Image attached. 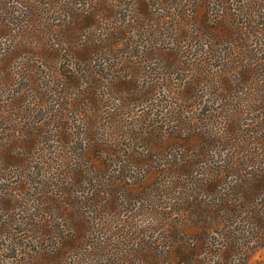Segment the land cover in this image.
Listing matches in <instances>:
<instances>
[{
  "label": "rangeland",
  "instance_id": "obj_1",
  "mask_svg": "<svg viewBox=\"0 0 264 264\" xmlns=\"http://www.w3.org/2000/svg\"><path fill=\"white\" fill-rule=\"evenodd\" d=\"M96 1L0 0V264H264V206L256 207L249 223L219 229V235L210 233L207 241L214 244L227 234L243 236L238 245L228 244L230 255L221 257L220 247L208 249L211 256L201 250L198 261L181 255V242L191 245L194 236L206 229L205 224L189 223L183 211L187 196L197 192L199 201H206L205 206L212 203V208L221 205L227 193L235 199L239 172L231 171L236 161L233 148H213L203 160L191 156L189 147L204 138L207 117L219 121L230 114L212 111L210 102L216 98L199 92L203 83L185 55L178 52L171 65L160 60L162 48L177 44L173 24L162 20L169 9L185 11L182 16L196 13L198 18L206 11L210 24L228 13L242 24L250 16L249 29L237 47L264 76V39L258 32L259 40L255 38L252 30L264 23V0H166L159 5L164 12L139 25L129 18L138 16L133 0H123L113 14L104 10L107 5L95 6ZM155 7L159 8L156 3ZM95 12L110 15L97 17L98 23L88 18L94 26L82 28L88 40L97 38L99 30L109 34L111 24L122 19L130 25L112 52H96L87 60L94 82L81 76L83 60L75 61L70 51L75 36L67 40L60 32L81 15ZM35 29L43 32L39 43L36 38L25 40L39 36ZM206 30L197 49L203 47L210 60H220L224 45ZM250 30L253 33L247 35ZM45 45L55 50L51 59ZM4 61L9 62L7 68L2 67ZM75 73L78 78L70 81L69 75ZM241 84L234 95L242 104L240 120L251 127L231 120L227 139L233 147L238 138H258L253 136L260 132L257 116H264L263 110L250 113L247 108L264 107V91L255 94L252 85L250 94L248 84H243L245 90ZM186 138L193 141L191 146ZM172 161L192 164L180 171L178 183L173 175L169 184L157 180L158 170ZM216 168L226 177L207 197L203 183ZM51 197L49 211L46 203ZM66 204L84 214L85 228L89 227L85 239L83 233L69 230ZM214 213L208 222L220 217Z\"/></svg>",
  "mask_w": 264,
  "mask_h": 264
},
{
  "label": "trees",
  "instance_id": "obj_2",
  "mask_svg": "<svg viewBox=\"0 0 264 264\" xmlns=\"http://www.w3.org/2000/svg\"><path fill=\"white\" fill-rule=\"evenodd\" d=\"M133 2L138 16L137 19L134 18L133 16L129 18L132 19L133 23L136 22L137 25L141 23L151 22L153 16H155L159 12L165 11V9L160 8L159 5L160 3H165L166 0H133ZM155 3L158 5L159 8L155 7ZM121 4H123V0H107V2L106 0H97L94 5L98 6L99 8H103L104 6L107 5V9L104 10H109L113 14L115 13L117 6H120ZM70 10L72 9L70 8ZM184 12L185 11H176V9L175 10L169 9L167 10L166 16H164V18L162 19L169 21L170 24H173L176 37L178 38H176L177 44L174 41L172 45H170L169 47L162 48L164 54L160 58V60L168 62L171 65L173 57L178 52H181L183 55H185V59L189 60V62H191L193 66H196L195 69L199 73L200 80L201 81L203 80L202 82L198 81L199 83H203L202 86H204L203 88H201L200 85L199 92L210 94L216 98V101L210 102L213 104V106L210 107L212 111L214 112L221 111L223 114L226 113L230 114L229 116L222 117L223 120H219V121L216 119L212 120L213 116L207 117L208 119H210V121H209V125H206L207 127H204L206 131V133L203 132L204 138L200 140L198 146L193 144V141H189L186 138L187 145L188 146L189 145L191 146L192 144L194 145L192 147H189L192 150L191 156L198 160L205 159V156L206 159L210 157L213 148L217 149L221 146L222 147L225 146L226 149L233 148L235 150L233 155L236 161L233 163V166L231 167L232 168L231 171L238 169L237 170L239 172L238 183L242 186L241 187L240 185H236L237 196L235 199H230V197H228L229 193H227L226 200H224L221 205H215L213 208H212V203H207L206 206L203 205L206 201L205 202L199 201V199L201 198L200 195L197 196V192L193 195L187 196V199H185L186 201L183 203V211H185L186 214L188 215L187 219L189 218L188 219L189 223H192L191 225L194 226L199 224L204 226L205 224L206 229L194 236V239L191 240L192 241L191 245L190 243L187 244L185 240L184 242H181V246H180V250H182L181 255H184L186 259H190V257L192 256L194 259L198 261L202 256L200 255L201 250H203L205 254L211 256L212 252H210L208 249L212 250V248L220 247L218 251L221 257H225L226 256L225 254H227V256L230 255L232 248L231 245L232 244L238 245L240 241L241 242L244 241L243 236H236L235 234H227V236H224L225 238H223L222 242L214 244L212 242L207 241L208 237L210 236V233L214 232L216 235H219L220 234V232L218 231L219 229L221 230V229L231 228L233 227L234 224L235 225L238 224V222L247 223L248 219L250 220L253 217L252 213L256 212L255 211L257 209L256 207L264 206V116H262L263 114H261V116L260 115L257 116V120H256V121L261 120V123H256L258 124L257 127L260 130V132L255 133L253 135V136H258V138H250V137L238 138L237 143L234 147L229 145V141L227 139L230 129V126L228 124L231 123V120H233L232 123L238 120V122L236 123L238 124L241 123L242 127L243 126L247 127V125L248 128L251 127V125L248 124L247 122H244L243 119L240 120L241 117H243L240 112L242 104H241V100L234 95V93L236 92L235 88L237 83L242 82L241 87L243 88V90H245L243 84L247 83L248 84L247 91H249L250 94L252 93L251 89L253 85L255 94H258L264 91V80H263L264 76L262 75L261 71L258 72L259 65L256 62L253 63L251 62V60L246 59L244 57V54L239 50L241 47H237L239 46L237 44V41L239 39H242L241 35L244 34V32L249 29V25L251 24L249 23V20L251 19L250 16H248L245 24H242L238 19L234 18V16H231L228 13V15H222L221 17H219L218 21L215 24H210L209 22L211 21L209 19L210 16L208 13H206V11L204 12V15L201 16L200 18L196 16L197 15L196 13H194L193 15L182 16V13ZM249 14L252 15L251 12H249ZM102 15L107 16L110 14L103 13ZM102 15L97 14L96 12L92 14H87L84 16V18H82L81 15V19L76 20L73 24L66 27V29L68 28V30L60 32V34L64 36L63 38L67 40L71 36H75V38L70 43L71 45H69L70 51L72 52L75 61H79L80 59L83 60V61L80 60V62H82V65L84 64L85 70L82 71L81 76L83 77V75L86 74L88 79L90 76L92 77L94 82L97 79L96 76L93 74L94 73V71L92 70L93 67L89 65V62H87V60L90 59L91 55L96 52L103 53L107 49L110 52H112L113 47H115L116 44H118L117 40L121 39L122 36L121 32L122 31L124 32L125 30V33L128 34L126 29L130 25V22L128 21L126 22L125 19H122L120 23H115L114 25L111 24L112 27L110 26L111 29L109 34L108 33L105 34L101 30H99V34L97 38L95 36L93 39L89 38L88 40L82 34L83 33L82 28L88 27V29H90L91 27H94L91 25V21H88V18H90L91 20L94 19L93 21L96 22L97 17L98 18L101 17L102 19L104 18V16ZM139 16L140 18H138ZM71 17L75 19L77 18L76 16L73 15ZM259 20L263 21L260 16H259ZM196 21H200V22H196ZM261 25L262 27H259L257 23L255 28L252 29L254 30V33L251 32L252 30H250L247 33V35L253 33V36L255 38H258L256 35V32H258L259 35H262L260 37H263L264 39V23H261ZM204 30H206L208 34L213 35L218 42H221V45H224V48L221 53L222 55L219 57L220 60L213 59V60H217L215 64L214 62L211 63L213 60H210L211 57L207 52L209 50H205L203 47H201L199 50L197 49V45L199 44V39L204 37L205 35V33H203ZM33 32H35L39 36L36 35L31 37L29 36L25 40H29V39L32 40V38L37 39L43 35V32L37 29H35ZM85 40H88V42H85ZM37 41L39 43L38 39ZM20 46L21 48H24L25 45L20 43ZM45 47L48 49L46 45ZM48 50L50 53L47 57L48 59H51V57H53V53L55 52V50L54 48H49ZM261 51H263V49H261ZM150 52L153 55H155L156 53L154 50L153 51L150 50ZM210 52L217 53L218 51L210 50ZM254 53H255L254 49L250 50V54H254ZM79 57L80 59H78ZM104 60L106 59L104 58ZM262 60L263 59H261L260 61ZM51 61L52 60H50V62ZM8 63L9 62L7 61L2 62V67L7 68ZM59 68L60 70L62 69L61 67ZM9 73L11 74L10 70L8 72V76L5 75L4 78L9 79ZM95 73L96 75H99V77H101L100 72L96 71ZM4 74L5 73L3 72V75ZM76 78L78 77L76 76L75 73L72 74V77L69 75L68 79L72 81V79L76 80ZM128 79H129V83H131L132 76H129ZM192 93L193 91L192 92L190 91L191 96ZM222 93L225 95H222ZM255 94L253 93L252 96ZM93 96L94 94H92V97ZM230 98L232 101L229 103ZM256 102L257 101L254 100V103ZM231 107H233L232 110L230 109ZM247 108L251 109L250 113H256L261 110H263L264 112V107L253 109L254 107L250 105ZM252 120L253 118L251 119V121ZM237 131H238V127L236 130V134ZM190 133H192L191 130ZM237 137L239 136L237 135ZM213 144L215 146H212ZM191 164H192L191 161L183 164L182 162L179 163L172 161L167 164V168L165 170H161V168L159 170L155 169L156 171L158 170L156 179L158 180L159 178H161V180H163L166 184H169L170 182H172L171 175H173L174 177L175 176L177 177L176 183H178V180H180L185 169L190 167ZM219 171L220 170L217 168L214 169V171L209 174L210 178L203 183L204 185H206L203 191L204 194L207 195V197H209L212 191H214L217 184H220V182L224 179V177H226L223 173L224 171L222 172ZM233 175L235 176V174L232 173L231 176ZM164 178L166 179L164 180ZM233 185L235 186L234 183L233 184L231 183L230 187H233ZM51 194L53 195V193ZM52 198L53 197L49 198L48 202L46 203V205H48L49 207V211L51 206L49 202L50 200L53 201ZM174 211L172 212L174 213ZM214 212L219 213L220 217L218 216V219H216L217 221L215 220V223H210L208 221L212 219L213 215H216ZM64 213H65L64 216L66 221H69L68 223L70 224L69 230H71L74 234L76 232L77 235L78 232L79 235H82L83 233L82 239H85L86 236L84 235V232L86 231L88 232L89 230L87 229L89 227L87 229L85 228V225L88 222L85 220L86 218L84 217V214L79 213V211L72 210L71 204H66V206H64ZM46 214H48V217H46V219H49V216L51 215L50 212L47 211ZM169 214L172 213L169 212ZM194 218H197V220H194ZM221 218H223L225 221H221L222 220ZM50 224L51 222H49L48 225ZM27 225L30 226V224L28 223ZM244 229L245 227L243 228V230ZM180 233L182 236L185 235L182 231ZM174 239L175 238H172V240ZM63 242L65 243L62 246L66 248L68 246V244H66L68 241L65 240ZM181 255L179 256L181 257ZM52 256L56 257L54 255Z\"/></svg>",
  "mask_w": 264,
  "mask_h": 264
}]
</instances>
